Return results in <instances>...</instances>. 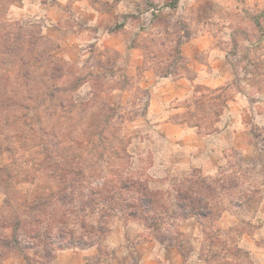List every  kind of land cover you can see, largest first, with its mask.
I'll return each mask as SVG.
<instances>
[{"label": "rangeland", "instance_id": "374dc122", "mask_svg": "<svg viewBox=\"0 0 264 264\" xmlns=\"http://www.w3.org/2000/svg\"><path fill=\"white\" fill-rule=\"evenodd\" d=\"M86 1L95 12L85 18L104 15L101 27L65 20V26L78 27L85 45L56 52L83 78L75 99L93 100L72 121L80 137L87 133L77 159H84L91 174L79 176L80 188L71 176L66 191L52 200L57 207H49L71 214L70 230L77 235L91 218L100 219L104 209L110 212V231L95 245L80 248H96L85 264H264V218H258L264 200V0H179L176 6L175 0ZM76 2L0 0V51L5 35L20 26L44 32L49 14L71 12ZM103 33L120 37L108 46L99 41ZM132 48L134 54L128 55ZM1 65L10 68L2 60ZM181 78L190 88L184 98L175 95L180 92L175 81ZM205 87L212 90L203 97L208 117L201 116L197 102ZM217 102L225 106L214 113ZM106 104L113 110L102 126L99 112ZM195 109L197 118L191 114ZM196 122L200 128L192 125ZM103 129L108 141H96L92 150L87 140ZM10 161L9 153L0 152V166ZM120 173L147 179L152 194L168 199L170 214L181 211L177 186L197 197L198 190L210 186L220 215L148 222L123 208L107 210L104 202L91 214L81 208L80 198L89 188L117 192ZM25 189L30 186L12 189L11 206H5L0 190V219L24 211ZM223 214L236 218L229 229L220 225ZM209 235L217 240L210 242ZM54 248L34 246L28 260L15 250L4 264H55L61 250Z\"/></svg>", "mask_w": 264, "mask_h": 264}, {"label": "trees", "instance_id": "16d2710c", "mask_svg": "<svg viewBox=\"0 0 264 264\" xmlns=\"http://www.w3.org/2000/svg\"><path fill=\"white\" fill-rule=\"evenodd\" d=\"M178 2L175 0L171 4L176 6ZM18 28L4 36L5 49L0 51V60L10 64V68L0 66V152L11 155L10 163L0 166V190L6 195L5 206H11L14 200L12 189L16 186L29 185L30 189H27V193L25 189L26 194L22 195L25 196L22 199L24 211L15 212L12 218L2 214L0 264H4L15 250L21 251L28 260V252L34 246L39 248L50 245L53 248L56 245V253L68 248H86L95 245L98 238L110 231V212L105 209L98 220L89 216L90 223H85V230L78 235L74 229L70 230L71 214L61 215L60 211L50 209L53 206L52 200L66 191L71 176L75 178L78 188L82 186L79 176L81 178L91 174L84 159H77L78 148L86 141L87 133L80 137L72 121L93 100L83 102L75 99L74 93L83 84V78L77 75L68 60L57 54L58 44L43 32V28L37 31H27L23 26ZM68 79L69 84H66ZM209 90L205 87L197 101L198 108L204 110L201 116H209L205 108L208 99L203 98ZM198 91L200 88L195 90ZM216 105L218 107L214 113L221 112L225 106L220 102ZM112 110L113 107L106 104L99 112L103 116L102 126H107L110 119L107 117ZM197 112V109L193 110L192 116L197 118ZM92 125L93 121L87 126ZM192 125L200 128L199 122ZM104 129L87 140L92 150L96 141H108ZM108 156L104 155L106 158ZM119 175L117 192L109 195L106 186L89 188L80 198L81 208L88 209L91 214L99 208L98 204L104 202L107 210L123 208L135 218L148 222L170 216L183 219L195 217L202 221L220 215L214 210L210 186H204L206 189L203 193L196 190L200 192L198 197L188 193L185 187L182 189L177 186L175 202L181 211L170 214L167 209L171 206L168 199L152 194L145 182L147 179L124 173ZM16 177L20 179L16 180ZM56 207L57 204L53 206ZM3 211L6 212V209ZM178 235L180 237L183 233L178 232ZM209 238L210 242L217 240L213 239L214 235H209ZM180 240L187 242V239ZM177 244L183 256H186L185 247Z\"/></svg>", "mask_w": 264, "mask_h": 264}, {"label": "crops", "instance_id": "0c3cea01", "mask_svg": "<svg viewBox=\"0 0 264 264\" xmlns=\"http://www.w3.org/2000/svg\"><path fill=\"white\" fill-rule=\"evenodd\" d=\"M63 2V1H62ZM89 4L87 3L86 0H77V2L74 4L72 7L73 10L71 12L67 13H57V14H49V24L44 26V32L51 37L53 41H55L58 46L59 50H63L64 54L65 51L67 52L70 50V48L75 47V48H83L85 45V41L83 39L82 32L79 31L77 26H65L63 22L69 18H72L75 23H82L84 25H94V26H99L101 27V19L103 18L104 15L100 13L93 14L92 17L86 19V14L89 13H94L95 10L88 6ZM61 22L63 25H61ZM101 38L99 41H105L106 45L108 46H113V40L117 39L120 36H115L114 38H111L113 35H109L110 38H107L105 33L102 34ZM134 48L130 50H127L128 55L134 54L133 51ZM131 51V52H130ZM130 52V53H129ZM68 56V54H66ZM65 55V56H66ZM201 75H199V78ZM178 88H180V92L175 93V95L178 98H184L187 96L189 92V82L185 78H181L177 81ZM170 84V83H169ZM157 89V88H156ZM174 97V95H173ZM259 217L264 218V200L261 203V206L259 208ZM235 217L234 216H228L227 214H223L221 219H220V225L222 226L223 229H229L231 226L235 224ZM241 246L247 248L243 243H240ZM250 248V247H248ZM96 254V248H89V249H66V250H61L59 251L55 258H54V263L55 264H85L87 261V257ZM109 264V263H106Z\"/></svg>", "mask_w": 264, "mask_h": 264}]
</instances>
